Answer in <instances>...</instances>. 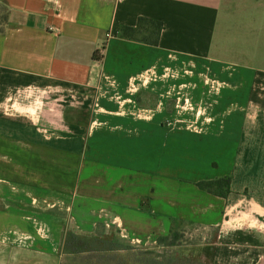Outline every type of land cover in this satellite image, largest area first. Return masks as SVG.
<instances>
[{"label": "crops", "instance_id": "1", "mask_svg": "<svg viewBox=\"0 0 264 264\" xmlns=\"http://www.w3.org/2000/svg\"><path fill=\"white\" fill-rule=\"evenodd\" d=\"M0 6V264H60L72 228L153 246L188 226L212 264H264V0ZM140 18L158 46L119 37ZM223 177L227 198L197 186Z\"/></svg>", "mask_w": 264, "mask_h": 264}, {"label": "rangeland", "instance_id": "2", "mask_svg": "<svg viewBox=\"0 0 264 264\" xmlns=\"http://www.w3.org/2000/svg\"><path fill=\"white\" fill-rule=\"evenodd\" d=\"M251 14H255V11L245 9L244 6L238 7L228 23L233 25L235 31L243 30L240 23L248 22L246 16ZM0 17H3L1 6ZM233 35L238 38L237 33ZM211 158L215 160L208 158L205 168L211 162L215 163L214 166L225 167L224 158ZM178 234L177 240L169 239L153 246H143L133 244L106 227L98 229L93 235H84L72 228L64 237L60 264H212L214 237L210 231L188 226L181 227Z\"/></svg>", "mask_w": 264, "mask_h": 264}, {"label": "trees", "instance_id": "3", "mask_svg": "<svg viewBox=\"0 0 264 264\" xmlns=\"http://www.w3.org/2000/svg\"><path fill=\"white\" fill-rule=\"evenodd\" d=\"M164 25L158 21H152L146 18H140L136 27L122 26L119 29V37L121 39L138 42L149 46H158L159 38ZM231 177H223L213 181H203L197 186L209 194L220 198H227L231 192ZM178 228L172 230L167 238H160L158 243L166 242L169 239L177 240L179 237Z\"/></svg>", "mask_w": 264, "mask_h": 264}, {"label": "built area", "instance_id": "4", "mask_svg": "<svg viewBox=\"0 0 264 264\" xmlns=\"http://www.w3.org/2000/svg\"><path fill=\"white\" fill-rule=\"evenodd\" d=\"M133 244H140L139 241L135 240V241H132Z\"/></svg>", "mask_w": 264, "mask_h": 264}]
</instances>
